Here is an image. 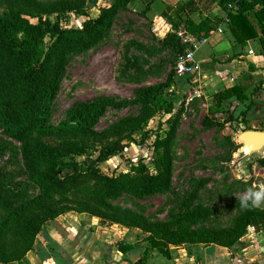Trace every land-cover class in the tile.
Wrapping results in <instances>:
<instances>
[{
  "label": "rangeland",
  "instance_id": "374dc122",
  "mask_svg": "<svg viewBox=\"0 0 264 264\" xmlns=\"http://www.w3.org/2000/svg\"><path fill=\"white\" fill-rule=\"evenodd\" d=\"M61 1L68 0H0V13L12 8L22 12L33 23L43 17L52 22H59L67 28H80L87 17L94 19L98 15L93 9L94 4L99 10L100 7L110 6L116 0H74L87 16L75 12L51 13V5ZM149 3L150 0H134L119 13L113 28L99 44L69 60L48 121L49 129L52 128L56 132L49 135L35 131L31 141L47 145L65 142L85 145L88 147L86 154L75 157L81 170L96 167L103 175L134 176L131 165L140 162L157 170L161 169L159 165H154V144L157 139H164L173 125L176 127V133L172 144L171 190L148 198L123 197L111 201L110 205L137 213L145 223L169 222L188 209L202 206L214 210L213 216L206 221L208 226L216 229L229 227L237 213L232 208L233 205L252 198L258 208L264 209V169L258 162V159L264 158V148L250 155L240 153L242 143L239 136L247 127L257 128L256 119L246 125L240 114L238 119L228 122L229 115L234 117L239 111L236 101L225 104L224 112L212 114L213 97L194 98L186 107V98L196 93L191 85L197 76L190 78L191 87L188 89L181 91L176 88V57L170 51H164L162 42L166 31H171L166 26L171 25V17L163 16L164 24L162 21L155 23L150 11L144 12ZM46 44H50V39H46ZM159 84L169 87L163 90L155 107V115L142 131L104 136L105 131L121 119L139 114V108L136 106H117L121 101L134 99L136 92L141 88ZM108 99L113 105L105 109L95 125L89 126L85 121L76 118L75 106L78 104ZM169 104L173 106L171 113L167 112ZM206 117L215 120L217 125L211 129L206 128L203 124ZM0 143H9L12 147L0 154V171L10 176L12 173L15 177L13 184L28 183L20 168V145L3 135L1 125ZM106 146H118L121 150L108 161L100 165L93 164L99 151ZM74 173L76 171L73 169L67 170L62 176ZM80 181L82 186L73 188L65 195L55 194L49 200L53 207L67 205L73 209L61 217L85 214L105 229V237L116 236L117 232L120 237L136 236L143 239L148 236L143 229L132 230L115 225L114 222L104 223L105 217H113L114 213L100 201L86 194L88 189L81 188L84 187L83 183L88 181L87 177L80 178ZM88 185H91V182L85 186ZM32 192L34 196L38 194L36 188H33ZM254 193L260 194L258 200L255 199ZM80 210L95 211L93 213L97 212V215L92 212L79 213ZM17 240V236L12 233L7 237L9 246ZM182 245L184 244L179 243L173 247Z\"/></svg>",
  "mask_w": 264,
  "mask_h": 264
},
{
  "label": "trees",
  "instance_id": "16d2710c",
  "mask_svg": "<svg viewBox=\"0 0 264 264\" xmlns=\"http://www.w3.org/2000/svg\"><path fill=\"white\" fill-rule=\"evenodd\" d=\"M134 0H116L110 6L100 7L99 15L87 17L80 28H67L59 22L39 17L37 23L31 22L24 14L15 9L0 13V125L3 135L20 145V168L27 177V182L12 183L14 175H5L0 171V264H14L25 258L35 244L36 238L49 221L71 212L67 205L51 206L50 199L55 194L65 195L75 187L82 186L80 178L87 177L83 183L91 198L112 210L113 217H105L106 222L129 229L145 230V239L165 257H170V248L181 244H215L231 247L248 228H264V209L258 208L253 199L243 200L233 205L236 217L225 228H212L206 221L213 216L214 210L199 206L178 214L172 221L145 223L140 215L126 208H114L111 201L123 197L148 198L167 193L172 187L173 158L172 144L176 127L171 126L164 139H157L154 144L156 160L160 170L143 162L131 165L134 176L127 174L103 175L96 167L81 170L75 161L76 156L86 154L88 147L74 142L59 145L37 144L31 141L35 131L52 135L56 131L49 129L48 121L52 114V105L56 98L69 60L99 44L113 28L119 13ZM95 2H93L94 4ZM238 4L239 12L232 16L237 30L247 26L249 10L257 4L263 6L259 17L264 20V0L248 3L245 0H221L220 5ZM95 5V4H94ZM53 14L75 12L87 16L74 0L61 1L51 5ZM179 12V8L177 9ZM190 32L200 33L201 37L213 30L210 20L202 21L197 26L186 20ZM173 32L163 40L164 51H170L176 59L188 47L181 44L177 32L179 22L172 25ZM195 27V29H194ZM239 42H245L257 35H243L233 31ZM200 37V36H199ZM50 39V44H46ZM174 83L179 89L174 73ZM169 85L159 84L139 89L134 99L121 101L117 106H136L139 114L121 119L105 131V137L120 135L125 132L134 134L142 131L147 122L155 115L162 92ZM256 92L253 91V94ZM233 98L246 102L247 93L239 87H232L213 95L212 114L224 112V105ZM113 105L111 100H97L90 104L75 106V116L89 126L97 123L105 109ZM215 109V110H214ZM173 111L169 104L168 113ZM180 116V115H179ZM236 119L229 115L228 122ZM244 122V120H243ZM203 124L211 129L217 125L215 120L204 119ZM244 130H249L245 128ZM12 148L8 143H0V154ZM118 146H106L99 151L93 164L100 165L120 152ZM264 169V158L258 159ZM76 173L62 176L67 170ZM79 172V173H78ZM88 182L91 185L85 186ZM90 186V187H89ZM92 186V187H91ZM77 187V188H78ZM38 194L34 196L32 189ZM79 213L95 211L80 210ZM17 236L11 246L7 243L8 235ZM179 240V241H178ZM137 264H143L139 261Z\"/></svg>",
  "mask_w": 264,
  "mask_h": 264
},
{
  "label": "crops",
  "instance_id": "0c3cea01",
  "mask_svg": "<svg viewBox=\"0 0 264 264\" xmlns=\"http://www.w3.org/2000/svg\"><path fill=\"white\" fill-rule=\"evenodd\" d=\"M220 1L150 0L144 12L149 10L155 23L163 22V16L171 17V27L166 24L171 31L168 29L170 32L167 30L165 37L173 32L172 25L179 22L178 32L206 39V43L196 52V61L201 67L200 74L191 85L192 90L200 95L196 98L208 99L215 93L239 87L247 93V100H231L239 104L235 119L241 114L246 125L256 119L258 127L247 128L264 132V119H260L264 117V20L257 14L263 6L257 4L248 11L247 26H243L241 31L237 30L231 18L238 14L239 9L229 11L228 4L224 8ZM245 1L253 3L257 0ZM93 9L99 15L96 5ZM186 20L195 26L210 20L214 28L207 36L201 37L200 33L189 31ZM218 29H222L223 33H218ZM234 30L242 33V36L255 33L257 37L239 42ZM189 83V79L179 80V90L191 87ZM68 216L50 221L25 259L14 264H137L139 261L143 264H264V228H248L231 247L215 244L172 246L167 258L145 238L120 237L118 232L116 236L105 237V229L85 214Z\"/></svg>",
  "mask_w": 264,
  "mask_h": 264
},
{
  "label": "built area",
  "instance_id": "2783aa9c",
  "mask_svg": "<svg viewBox=\"0 0 264 264\" xmlns=\"http://www.w3.org/2000/svg\"><path fill=\"white\" fill-rule=\"evenodd\" d=\"M229 11H238V4H228ZM218 33H223L222 29L217 30ZM178 38L180 39L181 44L188 47V49L180 55L176 61L174 66V73L176 80H187L191 77L198 76L201 72V67L196 61V52L201 48L202 45L206 43V39H197L186 32H178ZM253 52H249L252 54ZM200 97L197 93L195 95L186 98V107H188L193 101L194 98Z\"/></svg>",
  "mask_w": 264,
  "mask_h": 264
},
{
  "label": "water",
  "instance_id": "95a60500",
  "mask_svg": "<svg viewBox=\"0 0 264 264\" xmlns=\"http://www.w3.org/2000/svg\"><path fill=\"white\" fill-rule=\"evenodd\" d=\"M239 141L242 143L240 153L250 155L264 148V132L246 130L239 136Z\"/></svg>",
  "mask_w": 264,
  "mask_h": 264
},
{
  "label": "clouds",
  "instance_id": "9594fccd",
  "mask_svg": "<svg viewBox=\"0 0 264 264\" xmlns=\"http://www.w3.org/2000/svg\"><path fill=\"white\" fill-rule=\"evenodd\" d=\"M253 195L255 196V199H257V200H258L259 197H260V194H259V193H254Z\"/></svg>",
  "mask_w": 264,
  "mask_h": 264
}]
</instances>
